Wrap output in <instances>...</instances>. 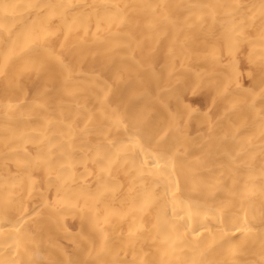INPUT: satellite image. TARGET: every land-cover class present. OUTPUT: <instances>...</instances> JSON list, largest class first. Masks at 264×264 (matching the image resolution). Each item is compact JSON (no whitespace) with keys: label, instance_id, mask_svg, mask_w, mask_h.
<instances>
[{"label":"bare ground","instance_id":"1","mask_svg":"<svg viewBox=\"0 0 264 264\" xmlns=\"http://www.w3.org/2000/svg\"><path fill=\"white\" fill-rule=\"evenodd\" d=\"M0 264H264V0H0Z\"/></svg>","mask_w":264,"mask_h":264},{"label":"rangeland","instance_id":"2","mask_svg":"<svg viewBox=\"0 0 264 264\" xmlns=\"http://www.w3.org/2000/svg\"><path fill=\"white\" fill-rule=\"evenodd\" d=\"M194 101H191V103H193Z\"/></svg>","mask_w":264,"mask_h":264}]
</instances>
